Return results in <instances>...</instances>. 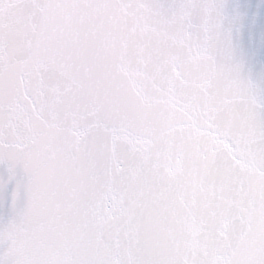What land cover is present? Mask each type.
I'll use <instances>...</instances> for the list:
<instances>
[{"label":"snow or ice","instance_id":"obj_1","mask_svg":"<svg viewBox=\"0 0 264 264\" xmlns=\"http://www.w3.org/2000/svg\"><path fill=\"white\" fill-rule=\"evenodd\" d=\"M0 264H264V0H0Z\"/></svg>","mask_w":264,"mask_h":264}]
</instances>
